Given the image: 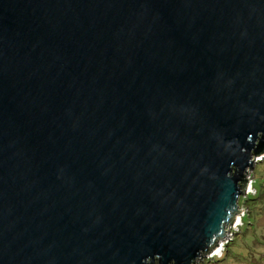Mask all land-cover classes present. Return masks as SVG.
Here are the masks:
<instances>
[{
    "label": "water",
    "instance_id": "water-1",
    "mask_svg": "<svg viewBox=\"0 0 264 264\" xmlns=\"http://www.w3.org/2000/svg\"><path fill=\"white\" fill-rule=\"evenodd\" d=\"M263 152L264 0H0V264H195Z\"/></svg>",
    "mask_w": 264,
    "mask_h": 264
},
{
    "label": "rangeland",
    "instance_id": "rangeland-1",
    "mask_svg": "<svg viewBox=\"0 0 264 264\" xmlns=\"http://www.w3.org/2000/svg\"><path fill=\"white\" fill-rule=\"evenodd\" d=\"M244 179L228 238L195 264H264V152Z\"/></svg>",
    "mask_w": 264,
    "mask_h": 264
},
{
    "label": "trees",
    "instance_id": "trees-1",
    "mask_svg": "<svg viewBox=\"0 0 264 264\" xmlns=\"http://www.w3.org/2000/svg\"><path fill=\"white\" fill-rule=\"evenodd\" d=\"M244 183H245V181H244ZM244 183L242 184L243 188H244V185H245Z\"/></svg>",
    "mask_w": 264,
    "mask_h": 264
},
{
    "label": "bare ground",
    "instance_id": "bare-ground-1",
    "mask_svg": "<svg viewBox=\"0 0 264 264\" xmlns=\"http://www.w3.org/2000/svg\"><path fill=\"white\" fill-rule=\"evenodd\" d=\"M217 252H218V251H217ZM217 252H216V253H217Z\"/></svg>",
    "mask_w": 264,
    "mask_h": 264
}]
</instances>
